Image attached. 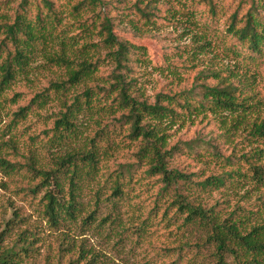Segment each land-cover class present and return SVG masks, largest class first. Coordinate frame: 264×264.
Listing matches in <instances>:
<instances>
[{"label": "clouds", "instance_id": "9594fccd", "mask_svg": "<svg viewBox=\"0 0 264 264\" xmlns=\"http://www.w3.org/2000/svg\"><path fill=\"white\" fill-rule=\"evenodd\" d=\"M257 126L264 0H0V259L264 264Z\"/></svg>", "mask_w": 264, "mask_h": 264}, {"label": "trees", "instance_id": "16d2710c", "mask_svg": "<svg viewBox=\"0 0 264 264\" xmlns=\"http://www.w3.org/2000/svg\"><path fill=\"white\" fill-rule=\"evenodd\" d=\"M255 133L257 136H264V126H257L255 129ZM49 204L45 211V215L50 217V222L56 221V214L53 210L52 205L56 203V196L53 195L51 192L48 194L47 197ZM11 223V222H9ZM7 230V228L5 229ZM0 264H6L5 260L0 259Z\"/></svg>", "mask_w": 264, "mask_h": 264}]
</instances>
